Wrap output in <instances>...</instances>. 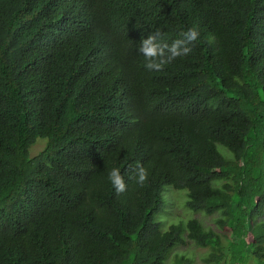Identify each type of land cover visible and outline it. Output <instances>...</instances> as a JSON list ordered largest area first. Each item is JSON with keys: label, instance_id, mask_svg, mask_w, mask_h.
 <instances>
[{"label": "trees", "instance_id": "16d2710c", "mask_svg": "<svg viewBox=\"0 0 264 264\" xmlns=\"http://www.w3.org/2000/svg\"><path fill=\"white\" fill-rule=\"evenodd\" d=\"M192 27L145 67L142 38ZM165 185L264 264V0H0V264H164L183 232L224 259L197 218L160 229Z\"/></svg>", "mask_w": 264, "mask_h": 264}, {"label": "rangeland", "instance_id": "374dc122", "mask_svg": "<svg viewBox=\"0 0 264 264\" xmlns=\"http://www.w3.org/2000/svg\"><path fill=\"white\" fill-rule=\"evenodd\" d=\"M46 139L43 137H38L36 141L30 146V155L38 153L45 145ZM217 147L221 151L227 150L221 144H217ZM162 193L164 196V207L155 215V220L160 223V229L166 230L172 224H178L180 222H185L190 218L199 219L205 228H212L217 233H219L224 246L225 257L220 262H205L204 257L212 251V247L209 245L199 246L196 245L191 239H188L183 232L185 237V242L182 244H176L170 251L164 264H177L179 258H184L183 263L187 264H231V253L227 250L228 247V235L221 230L215 223V219L218 213L206 214L203 211H194L185 205L186 200V189H176L171 185H165L162 188ZM257 220H264V211L261 215L257 217ZM250 227V224H247ZM237 241V239H235ZM249 250L247 249V252ZM247 264H259L258 261L250 258L247 259Z\"/></svg>", "mask_w": 264, "mask_h": 264}, {"label": "clouds", "instance_id": "9594fccd", "mask_svg": "<svg viewBox=\"0 0 264 264\" xmlns=\"http://www.w3.org/2000/svg\"><path fill=\"white\" fill-rule=\"evenodd\" d=\"M181 36L182 39L175 40L171 45L161 42L162 34L159 30L149 34L147 38H142L138 51L145 57V67L148 70L161 71L166 64L171 63L178 56L187 55L191 51V48L187 45L198 39L199 31L196 27H192L182 32ZM136 176L137 183L143 186L148 177L147 170L142 166H138ZM109 180L117 193L125 191L126 184L119 168H113L110 171Z\"/></svg>", "mask_w": 264, "mask_h": 264}]
</instances>
